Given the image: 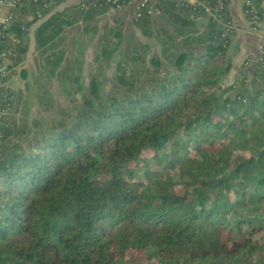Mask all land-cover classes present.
Wrapping results in <instances>:
<instances>
[{
	"label": "trees",
	"instance_id": "1",
	"mask_svg": "<svg viewBox=\"0 0 264 264\" xmlns=\"http://www.w3.org/2000/svg\"><path fill=\"white\" fill-rule=\"evenodd\" d=\"M65 1L25 0L4 29L18 41H0L18 63L36 12L49 13L35 30L47 68L39 93L57 78L68 101L41 102L57 107L50 127L11 111L0 118V264H264L262 69L225 85L232 39H221L223 26L202 7L194 19L190 3L150 0L134 24L160 54L132 37L124 45L118 22L107 24L84 88V51L74 42L68 52L69 30L86 23L94 37L110 4L82 0L50 14ZM252 2L264 23L263 0ZM15 95L1 87L0 106L13 111Z\"/></svg>",
	"mask_w": 264,
	"mask_h": 264
},
{
	"label": "crops",
	"instance_id": "2",
	"mask_svg": "<svg viewBox=\"0 0 264 264\" xmlns=\"http://www.w3.org/2000/svg\"><path fill=\"white\" fill-rule=\"evenodd\" d=\"M81 1L82 0H67L61 4L54 5L50 10L51 11L50 14L56 11H61L68 6L80 3ZM6 12H7L6 8H3L0 11V16L5 15ZM135 12H136V1L128 5L123 11H120V12L109 11L105 15L98 17L94 22H92V24L96 25L98 28L97 30L98 32L94 37H92L94 33L84 32V27H86L88 24L80 23L75 28H72L69 30L70 38L67 42L68 52L71 53L74 50L75 48L74 42L80 50L84 51V47H81L82 43L85 41V45H87L89 42L93 40L95 41L94 50L91 51L89 50L90 48L86 49V51H84L85 52L84 59L87 58L90 55V53L94 55L95 50L97 46L99 45L100 37L104 32L105 26L107 24L113 25L116 22H118V24L117 23L116 24L123 29V33H124L123 44L124 42H126L127 44L129 39L132 37L134 40H137L140 43L149 42L153 44V46H155L153 49L160 54L161 48H160V45L157 43V40L155 38H150V37L145 36L135 26L134 24L135 17H136ZM154 13L156 15H159V13H161V10L156 9ZM229 14L236 27L237 34L239 37L241 35L245 36V34L251 33L250 23L244 14V0H230ZM47 15H49V13ZM44 19L37 20L35 23H33L30 26V32L28 34L30 48H29L27 56H24L23 58L21 57L18 63H15L12 59L10 60V65H9L10 70L8 73V78L6 80L7 81L6 86L11 90H15L16 86H19L20 88H22V86H25V89H26V84H29L31 87V83L28 80V76L30 74H33V76L35 77V84H38L40 80L41 81L47 80V75H46L47 68L45 67V62L43 58H41L38 55L36 48H35V30ZM206 22L207 20L205 18H200L197 20L198 25L201 26L202 28L204 27ZM169 29L173 31L171 27H169ZM262 34L263 35H262L261 40L264 43V31L262 32ZM141 39L143 41H141ZM178 40L180 44V49L191 51L192 47L185 46L183 44V39L181 37H178ZM256 40L257 39L254 38V39L248 40L247 42L246 40L243 41L244 43H246V46H244L243 49H246V50L251 49L249 52L250 55H253L252 54L253 51H255L256 53L255 55L259 53L258 44L260 43L256 42ZM196 50H199L198 47L196 48ZM53 81L56 82L58 86L60 85V82L57 78L54 79Z\"/></svg>",
	"mask_w": 264,
	"mask_h": 264
},
{
	"label": "rangeland",
	"instance_id": "3",
	"mask_svg": "<svg viewBox=\"0 0 264 264\" xmlns=\"http://www.w3.org/2000/svg\"><path fill=\"white\" fill-rule=\"evenodd\" d=\"M264 5V2H263ZM245 14V12H244ZM246 16V15H245ZM247 17V16H246ZM248 19V18H247ZM250 23V34H245V36L241 35L240 37L237 34L236 27L234 28L235 31L232 37V43L229 47V56L232 58V65L231 69L229 71L228 76L224 80V84L228 85L231 83H234L240 78L248 77V83H250L251 79L253 77H256V68L260 67L264 73V64L261 61L262 54L264 53V43L261 40L262 38V32L264 23L263 22H252L248 19ZM256 38V42L260 43L258 44L259 53L255 55V51L252 52L253 55H250L251 49H243L244 46H246V43L243 41L246 40V42L250 39ZM245 39V40H244ZM141 41H143L141 39ZM142 43V42H141ZM80 45V44H79ZM94 45V46H93ZM124 45H126V42H124ZM156 45V44H155ZM81 47H84V51L86 49L90 48L89 50L93 51L95 47V41L89 42L87 45H85V41L82 43ZM123 47H121L120 50H118L111 63L107 66L106 72L108 76L111 77L112 73L115 70L117 62L121 59V51L123 50ZM155 47V46H154ZM156 51L153 49L152 53L154 54ZM85 53V52H84ZM86 55V54H85ZM250 55V56H249ZM93 54L90 53V55L84 59L85 65H83V76H84V88H87V84H89L91 80V70H93L96 67V64L93 62ZM258 75V74H257ZM8 78V77H7ZM7 80V79H6ZM28 80L31 83V89L30 91H26L25 86H22L20 88L19 86L15 87L16 92V101L14 102V110H11L12 115L17 119H25L30 126L33 125V122L35 120H39L43 125L45 126H51L52 124L50 120L54 119L57 114V107H54L50 110H45L43 108V105H41V102L45 103H53L57 104L58 102H63V104L68 103L66 100L67 96L64 94V92L61 91L58 84L56 82H53L51 84V87L47 91L46 94L42 95L39 93V86L38 84H35V77L33 74H30L28 76ZM7 82V81H6ZM78 97H80V94H78ZM50 121V122H49ZM161 158H162V165L171 162L173 160V154H172V148L169 146L168 148L161 151ZM148 162L153 169H159L161 168L157 163L156 159L153 158V155L148 156ZM162 166V167H163ZM1 189H4L5 186H0ZM262 236V235H259ZM125 264H129L125 263ZM130 264H139V263H130ZM146 264V263H142Z\"/></svg>",
	"mask_w": 264,
	"mask_h": 264
},
{
	"label": "built area",
	"instance_id": "4",
	"mask_svg": "<svg viewBox=\"0 0 264 264\" xmlns=\"http://www.w3.org/2000/svg\"><path fill=\"white\" fill-rule=\"evenodd\" d=\"M25 0H0V11L3 8H6L7 12L5 15L0 16V41L5 39L8 42L15 43L17 39L9 36L5 33L4 29L9 27L18 17V11L20 7L24 4ZM85 1V0H84ZM105 1L110 4V11L120 12L123 11L128 5L136 1V17L141 15V10L146 6L150 0H96ZM181 3H190L194 5V9L190 14L191 18L198 17V8L202 7L205 16L208 19H213L217 23L223 26V33L221 39L231 38L235 31V25L232 21V18L226 17V11L229 9L228 0H175ZM264 2V0H263ZM51 2H45L44 7L49 8ZM54 6V5H53ZM248 6V8H246ZM244 12L247 18L252 22H260L258 15L256 14V8L252 0H244ZM47 14L43 13L41 10L36 12L37 20L44 19ZM10 50L0 48V88L6 85V79L10 70ZM11 111V104L6 106H0V118H3Z\"/></svg>",
	"mask_w": 264,
	"mask_h": 264
}]
</instances>
